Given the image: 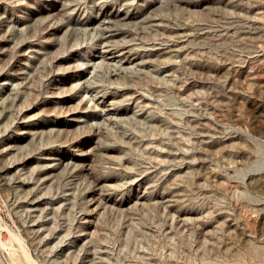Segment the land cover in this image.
I'll use <instances>...</instances> for the list:
<instances>
[{"label":"rangeland","instance_id":"1","mask_svg":"<svg viewBox=\"0 0 264 264\" xmlns=\"http://www.w3.org/2000/svg\"><path fill=\"white\" fill-rule=\"evenodd\" d=\"M0 264H264V0H0Z\"/></svg>","mask_w":264,"mask_h":264},{"label":"bare ground","instance_id":"2","mask_svg":"<svg viewBox=\"0 0 264 264\" xmlns=\"http://www.w3.org/2000/svg\"><path fill=\"white\" fill-rule=\"evenodd\" d=\"M118 17V16H117ZM105 25V24H104ZM112 32V31H111ZM105 35V34H104ZM110 36V35H109ZM105 39V38H104ZM109 44V43H108ZM129 59V58H128ZM37 205V204H36Z\"/></svg>","mask_w":264,"mask_h":264}]
</instances>
